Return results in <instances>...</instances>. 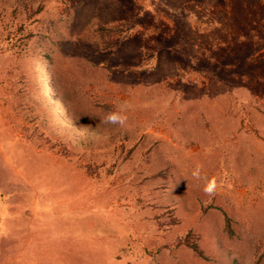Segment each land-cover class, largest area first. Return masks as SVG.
Masks as SVG:
<instances>
[{"label": "rangeland", "instance_id": "1", "mask_svg": "<svg viewBox=\"0 0 264 264\" xmlns=\"http://www.w3.org/2000/svg\"><path fill=\"white\" fill-rule=\"evenodd\" d=\"M0 264H264V0H0Z\"/></svg>", "mask_w": 264, "mask_h": 264}, {"label": "trees", "instance_id": "2", "mask_svg": "<svg viewBox=\"0 0 264 264\" xmlns=\"http://www.w3.org/2000/svg\"><path fill=\"white\" fill-rule=\"evenodd\" d=\"M37 13H38V11H37ZM40 39H41V41L36 43L37 44L36 48L35 47H34V49L28 48V53H27V55H25V57H26L25 63L32 64L34 62H42V63H45L46 65H51L52 63H54L53 57L51 55H49V52L46 50L44 51L42 49V45H45V43L47 44V43L52 42L53 38L51 37V35H45V36L41 35ZM28 58L30 59V61H28ZM41 72H39V73L41 74ZM50 77L51 76H49V78ZM51 79H52V77H51ZM52 80L54 81L53 83H56V86H57L58 85L57 81L54 80V78ZM191 247H192V249H196V248H198V245H192Z\"/></svg>", "mask_w": 264, "mask_h": 264}]
</instances>
